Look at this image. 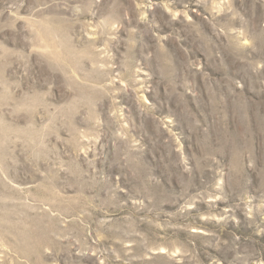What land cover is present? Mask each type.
I'll use <instances>...</instances> for the list:
<instances>
[{"label":"rangeland","instance_id":"rangeland-1","mask_svg":"<svg viewBox=\"0 0 264 264\" xmlns=\"http://www.w3.org/2000/svg\"><path fill=\"white\" fill-rule=\"evenodd\" d=\"M0 264H264V0H0Z\"/></svg>","mask_w":264,"mask_h":264}]
</instances>
